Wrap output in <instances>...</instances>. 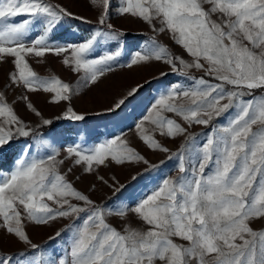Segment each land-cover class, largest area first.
Returning <instances> with one entry per match:
<instances>
[{
	"label": "snow or ice",
	"instance_id": "obj_1",
	"mask_svg": "<svg viewBox=\"0 0 264 264\" xmlns=\"http://www.w3.org/2000/svg\"><path fill=\"white\" fill-rule=\"evenodd\" d=\"M90 2L102 7L99 24L105 25L110 0ZM121 2L120 14L142 19L155 32H167L191 57L189 62L175 56L153 38L143 51L134 54L127 67L162 61L173 71L179 64L184 70H201L216 81L191 77L193 84L189 87L172 86L155 101L154 114L145 116L144 121L169 138L188 133V128L165 116V112L179 116L189 126H208L214 118L228 113L227 124L213 128L199 146L188 135L181 150L173 153L179 161L180 175L163 179L131 209L146 225L143 229L129 225L120 231L108 223L107 216L112 213L97 207L66 180L59 171L63 161L55 155L18 159L14 170L0 174V228L31 249H38L24 230L25 217L36 224L68 217L82 223L74 225L64 255L41 254L25 262L0 254V264H264V229L251 226L264 220V96L254 95L256 90L264 91V0ZM18 16L25 18L14 22ZM65 17L71 18L73 13L47 0H0V58L13 57L18 70L10 74V80L29 91L54 93L53 102L69 101L74 90L59 78L39 77L26 55L64 54L63 63L74 72H83L82 80L87 84L112 71V64L121 54L116 51L89 58L97 37L116 39L122 35L116 30H97L78 45L49 44L50 33ZM36 22L43 25L42 34L26 44ZM106 27L113 28L111 24ZM142 87H133L107 111L120 109ZM246 96L249 99H244ZM27 107L40 115L31 103ZM64 115L75 121L85 118L71 108ZM142 123L137 125L141 139L153 149L168 152L153 135L143 134ZM33 131L0 93V148ZM31 150L32 146L26 145L23 151ZM67 152L76 157V164L86 163L88 172L94 170V164L105 165L109 160L117 164L126 160L148 163L120 136L91 149L70 147ZM128 211L122 208L116 215L125 217ZM81 213L85 215L80 217ZM63 231L49 239L59 237Z\"/></svg>",
	"mask_w": 264,
	"mask_h": 264
},
{
	"label": "rangeland",
	"instance_id": "obj_2",
	"mask_svg": "<svg viewBox=\"0 0 264 264\" xmlns=\"http://www.w3.org/2000/svg\"><path fill=\"white\" fill-rule=\"evenodd\" d=\"M47 2L59 5L73 13V17H65L53 29L49 35V44L78 45L89 39L97 30L101 32L116 30L122 33L116 39L104 35L97 37V43L89 54V58L95 59L116 51H120L121 54L112 64V71L106 72L95 83L87 84L82 80L83 72H74L63 63L64 54L57 56L54 53H46L44 57L26 55L25 59L39 77L59 78L74 90L69 101L60 102H53L54 93L43 90L29 91L22 85L14 84L10 80V74L18 72L14 65V58L10 56L0 58V93L4 94L7 103L14 108L19 118L34 130L27 137L19 136L25 139L19 141L14 139L9 145L0 148V174H9L14 170L20 158L46 159L50 155H55L58 161H63L59 165V171L65 175L66 180L74 188L87 195L97 207L112 213L107 216L108 223L120 231L129 225L143 229L146 225L131 209L150 194L163 179L180 175L179 161L173 153L181 150L188 135L194 137L197 146L202 145L213 128L227 124L228 113L214 118L208 126L196 124L189 126L179 116L165 112L163 113L165 116L177 120L178 123L188 128V133L175 138L161 135L155 125L144 121L145 116L150 113L154 114L152 105L172 86L189 87L193 84L190 79L195 77L193 74L206 73L198 69L184 70L179 64H177L178 70L173 71L171 65L162 61L127 67L126 65L130 63L134 54L143 51L153 38L167 46L173 55L180 56L189 62L191 57L172 41L167 32H155L152 26L142 19L120 14L121 0H110L105 25L99 24L102 7L94 6L90 0H47ZM24 18L18 16L14 18V22H21ZM154 23L159 27L158 22L154 21ZM107 24H111L113 28L108 29ZM42 30L41 23L33 24L26 37V44L42 34ZM185 71L187 75L184 74ZM161 73L165 75L162 76ZM211 82L215 83V81ZM137 85L143 87L120 109L114 112L107 111ZM254 95L259 98L264 96V92L254 93ZM244 99H249V97L246 96ZM224 102L226 101H222ZM29 103L40 115L27 107ZM68 108L77 114L84 115L85 118L75 121L65 117L64 113ZM229 112L232 110L230 109ZM44 120H59L60 123L55 128L42 132L38 128L45 125ZM141 123L145 130L143 134L153 135L163 147L169 149L168 152L153 149L141 139L142 133L137 128V125ZM117 136L126 140L128 145L142 155L148 163L126 160L123 164H117L109 160L105 165L94 164V170L88 172L86 163L76 164V157L68 155L67 149L70 147L91 149ZM26 145L32 146V150L28 153L23 151ZM205 171L207 172L208 169L206 168ZM100 177H103V180L99 179ZM73 203L84 206L81 201L73 200ZM122 208L129 209L125 217L116 215ZM84 215L81 213L80 217ZM80 223L82 220L68 217L58 218L47 224H36L25 217L24 230L32 243L38 245L39 248L31 249L29 245L0 228V254L12 255L15 260L25 262L35 260L41 254L45 257L64 255L71 243V235L75 230L74 225ZM251 226L255 230H262L264 220H257ZM62 229L64 231L59 237L49 239L55 237V234Z\"/></svg>",
	"mask_w": 264,
	"mask_h": 264
},
{
	"label": "trees",
	"instance_id": "obj_3",
	"mask_svg": "<svg viewBox=\"0 0 264 264\" xmlns=\"http://www.w3.org/2000/svg\"><path fill=\"white\" fill-rule=\"evenodd\" d=\"M195 77H204L205 79H208V80H211V81H215V80H212V78L208 77L206 74H202V73H195L193 74ZM216 82V81H215ZM264 91H261V90H256L255 93H263ZM60 123L59 120H52V123L51 124H47V125H42L38 128V130L42 131V132H46V131H49L53 128H55L58 124ZM17 141L19 140H22V139H25L23 137H16L15 138Z\"/></svg>",
	"mask_w": 264,
	"mask_h": 264
}]
</instances>
